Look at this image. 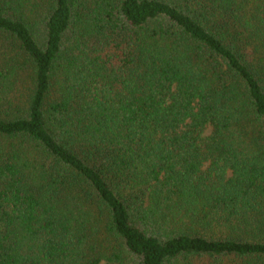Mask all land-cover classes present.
Instances as JSON below:
<instances>
[{
  "label": "trees",
  "instance_id": "trees-1",
  "mask_svg": "<svg viewBox=\"0 0 264 264\" xmlns=\"http://www.w3.org/2000/svg\"><path fill=\"white\" fill-rule=\"evenodd\" d=\"M0 264H264V0H0Z\"/></svg>",
  "mask_w": 264,
  "mask_h": 264
}]
</instances>
